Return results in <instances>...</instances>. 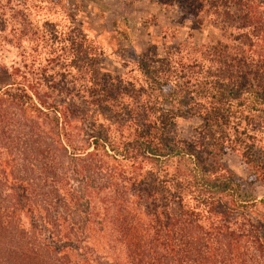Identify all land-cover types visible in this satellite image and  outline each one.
Wrapping results in <instances>:
<instances>
[{
  "label": "trees",
  "instance_id": "obj_1",
  "mask_svg": "<svg viewBox=\"0 0 264 264\" xmlns=\"http://www.w3.org/2000/svg\"><path fill=\"white\" fill-rule=\"evenodd\" d=\"M160 1L221 37L137 54L138 86L70 32L42 39L46 68L0 64V264H264L249 216L264 196L221 160L238 154L264 188L250 133L264 124V0ZM80 59L90 69L66 68ZM194 116L195 140L173 134Z\"/></svg>",
  "mask_w": 264,
  "mask_h": 264
},
{
  "label": "rangeland",
  "instance_id": "obj_2",
  "mask_svg": "<svg viewBox=\"0 0 264 264\" xmlns=\"http://www.w3.org/2000/svg\"><path fill=\"white\" fill-rule=\"evenodd\" d=\"M61 32L75 33L81 47L91 46L89 52L98 60L97 68L111 76L121 75L136 86L142 83L135 66L137 54L145 52L160 58L176 45L186 49L210 46L221 37L219 28L208 19L195 25L184 17L177 3L168 5L160 0H0V64L6 68L26 64L45 67L48 47L43 48L42 39L55 40ZM30 58L35 62H29ZM55 59L48 68L57 71L63 60L58 55ZM86 60L80 59L77 68L79 63L74 61L66 68L72 72L90 69V62H83ZM91 63L95 64L94 59ZM66 99L77 101L72 96ZM198 125L195 116L179 118L172 132L182 139L195 140ZM250 133L255 137L257 152L264 156V124L250 128ZM221 160L245 190L257 200L264 196L262 184L251 178L238 154L224 152ZM249 216L261 225L264 238V202L256 201Z\"/></svg>",
  "mask_w": 264,
  "mask_h": 264
}]
</instances>
